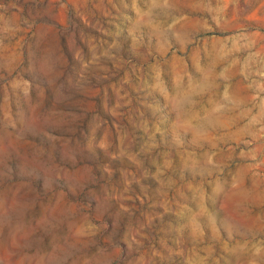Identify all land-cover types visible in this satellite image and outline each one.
<instances>
[{"label": "rangeland", "instance_id": "1", "mask_svg": "<svg viewBox=\"0 0 264 264\" xmlns=\"http://www.w3.org/2000/svg\"><path fill=\"white\" fill-rule=\"evenodd\" d=\"M0 264H264V0H0Z\"/></svg>", "mask_w": 264, "mask_h": 264}]
</instances>
